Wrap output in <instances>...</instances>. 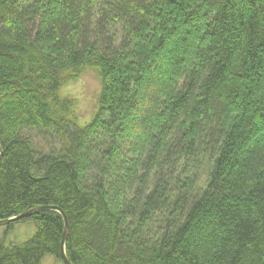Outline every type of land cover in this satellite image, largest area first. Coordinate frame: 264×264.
<instances>
[{"label":"trees","instance_id":"trees-1","mask_svg":"<svg viewBox=\"0 0 264 264\" xmlns=\"http://www.w3.org/2000/svg\"><path fill=\"white\" fill-rule=\"evenodd\" d=\"M0 143V220L61 209L71 264H264V0H0ZM63 232L0 228V264H64Z\"/></svg>","mask_w":264,"mask_h":264},{"label":"rangeland","instance_id":"rangeland-1","mask_svg":"<svg viewBox=\"0 0 264 264\" xmlns=\"http://www.w3.org/2000/svg\"><path fill=\"white\" fill-rule=\"evenodd\" d=\"M101 91L100 80L93 72H86L77 81L68 84L63 94L73 96L78 105L77 116L80 119L81 125L88 123L98 110L97 100ZM58 146L56 142L44 139L43 136L35 135V144L38 149L47 153L51 145ZM95 161V158H91ZM16 229L11 235L13 240L24 241L29 238L35 231V226L31 222L21 223L16 225ZM45 264H55L53 261L48 260Z\"/></svg>","mask_w":264,"mask_h":264},{"label":"water","instance_id":"water-1","mask_svg":"<svg viewBox=\"0 0 264 264\" xmlns=\"http://www.w3.org/2000/svg\"><path fill=\"white\" fill-rule=\"evenodd\" d=\"M2 157H3V150L1 147V143H0V162H1ZM42 211H56L63 217L64 232H63L62 247H61L62 260H63L64 264H71L69 262L67 256H66V253H65V244H66L68 237L70 236V226H69V222L67 220V217L65 216L64 212L61 209H59L57 207H51V206H39V207L34 208L32 210L26 211V212H24L18 216H15V217H12L9 219H5V220H0V227L7 226L11 223L19 222L21 220L27 219V218L33 216L34 214L42 212Z\"/></svg>","mask_w":264,"mask_h":264},{"label":"bare ground","instance_id":"bare-ground-1","mask_svg":"<svg viewBox=\"0 0 264 264\" xmlns=\"http://www.w3.org/2000/svg\"><path fill=\"white\" fill-rule=\"evenodd\" d=\"M71 234V233H70ZM70 237V236H69ZM69 237H68V239H69ZM63 238V237H62ZM68 239H67V241H68ZM67 241H66V243H67ZM61 247H62V242H61ZM65 253H66V244H65ZM66 256H67V254H66ZM61 258H62V250H61ZM68 258V257H67ZM70 262V261H69ZM64 263V262H63ZM71 263V262H70Z\"/></svg>","mask_w":264,"mask_h":264}]
</instances>
